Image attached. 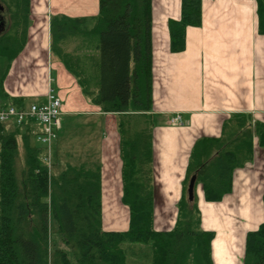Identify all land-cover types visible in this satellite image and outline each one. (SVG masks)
Wrapping results in <instances>:
<instances>
[{
	"label": "trees",
	"instance_id": "trees-1",
	"mask_svg": "<svg viewBox=\"0 0 264 264\" xmlns=\"http://www.w3.org/2000/svg\"><path fill=\"white\" fill-rule=\"evenodd\" d=\"M0 4V57L11 61L26 40L29 0H0ZM255 4L257 32L264 35V0ZM62 19L65 23L56 24L53 35L63 37L82 21ZM200 23L201 0H180L179 19L167 24L169 50L182 51L187 27ZM150 30L151 0H99L91 30L98 35V85H84L83 71L72 56L61 54L81 93L91 96V103L103 113L115 116L122 162L120 202L128 207L127 229H102L99 168L68 165L52 173L49 184L47 164L42 160L46 146L36 140L40 128L30 121L0 122V264H49V226L72 255L70 259L66 251L55 250L50 264H127V258L135 256L145 257L149 264H213L214 232L200 227L197 196L192 202L186 196L188 180L195 174V186L201 185L204 200L221 201L231 192L233 171L251 159L253 137L264 150V123L236 113L224 122L219 137L198 140L175 225L169 231L155 230L150 182ZM9 104L25 106L21 98H9ZM261 201L263 221L245 234L242 264H264V194Z\"/></svg>",
	"mask_w": 264,
	"mask_h": 264
},
{
	"label": "crops",
	"instance_id": "crops-1",
	"mask_svg": "<svg viewBox=\"0 0 264 264\" xmlns=\"http://www.w3.org/2000/svg\"><path fill=\"white\" fill-rule=\"evenodd\" d=\"M29 7L26 40L9 64L7 77L5 74L1 81L0 99L3 104H9V98H21L28 106L44 102L48 88L53 89L62 105L57 139L53 143L55 173L68 165L99 168L102 229L125 231L128 211L127 224L121 227V213H105L103 204L108 166L115 168L119 202L122 196V162L115 116L103 113L91 103V96L87 98L81 93L77 79L66 70L61 58L63 53L72 56L77 69L83 71L80 78L83 77L84 85H98L95 67L98 41L91 30L99 0H29ZM255 10V0H201L200 25L187 27L185 48L171 52L167 24L169 20L179 19L180 0H151L150 182L154 209L161 205L158 199H165V208L176 207L177 216L178 204L185 192L190 156L198 140L219 137L224 122L236 113L248 114L253 121L264 123V35L257 32ZM63 17L82 21L76 24V30L63 37L53 35L55 25L65 23ZM67 23L73 24L71 20ZM177 113L181 121L170 123V117ZM109 138L115 146L111 150ZM263 175L264 150L257 146V138L253 137L252 157L243 167L233 171L231 192L221 201L254 190L259 192L261 199ZM195 194L198 209L200 203L213 206L221 202L205 201L200 184ZM165 208L157 212L162 217L169 213ZM153 214L155 216L154 211ZM175 221L171 224L175 225ZM154 222L155 218V230L167 228L166 223L160 227V222L159 227H155ZM202 229L213 231L215 238L213 229L205 226ZM57 237L54 238L57 248H54L70 255V248ZM212 241L211 258L215 264ZM240 256L243 258V252ZM133 258L139 259L136 264H149L145 257ZM238 262L242 264L240 259Z\"/></svg>",
	"mask_w": 264,
	"mask_h": 264
},
{
	"label": "bare ground",
	"instance_id": "bare-ground-1",
	"mask_svg": "<svg viewBox=\"0 0 264 264\" xmlns=\"http://www.w3.org/2000/svg\"><path fill=\"white\" fill-rule=\"evenodd\" d=\"M111 138L108 148L114 149ZM115 168L108 166V180L105 182L103 204L105 213L115 211L121 213V227L127 224V211L117 197V182ZM238 202L230 204L223 202V206L213 207L200 203L205 228L215 231L212 241V255L215 264H237L238 256L243 252L244 236L247 230L255 229L263 220L261 200L258 191L241 194ZM121 207V208H120Z\"/></svg>",
	"mask_w": 264,
	"mask_h": 264
},
{
	"label": "built area",
	"instance_id": "built-area-1",
	"mask_svg": "<svg viewBox=\"0 0 264 264\" xmlns=\"http://www.w3.org/2000/svg\"><path fill=\"white\" fill-rule=\"evenodd\" d=\"M61 113L60 99L49 89L47 99L41 104H30L27 108H17L12 105L2 106L0 102V122L21 123L22 121H33L40 126L36 140L46 146L42 160L48 168L51 164L52 143L57 136L59 127V115ZM180 115L171 117V123H179Z\"/></svg>",
	"mask_w": 264,
	"mask_h": 264
},
{
	"label": "rangeland",
	"instance_id": "rangeland-1",
	"mask_svg": "<svg viewBox=\"0 0 264 264\" xmlns=\"http://www.w3.org/2000/svg\"><path fill=\"white\" fill-rule=\"evenodd\" d=\"M94 38H96L97 39V41H98V35L95 33V34H91ZM91 35H89V36H91ZM63 51V50H62ZM13 61L11 60V61H9L6 57H0V87H1V81H2V79H3V77H4V75L6 74V71H7V68H8V63H12ZM6 77H7V74H6ZM11 79V77H9V80ZM52 173H55V171H54V167H52V169H51V174L50 175H48V170H47V179H48V183L50 184V178H51V175H52ZM56 174V173H55ZM263 177H264V175H263ZM199 185V184H198ZM198 192H199V189H198ZM200 193V192H199ZM199 193H198V195H199ZM261 200V199H260ZM155 202V201H154ZM157 202H158V204H161V205H158V206H156V208L154 209V206H153V211L155 212V216H154V214H153V219L155 218V222H154V225H155V227H159V223L160 222H162V225L160 226V227H163L164 226V224L166 223V226L165 227H167V228H165V229H161V230H157V231H169V230H171V229H173V227H174V225H172L171 224V222H173L174 220H176V207H172V208H170V207H166L165 208V199H158L157 200ZM223 202H229L231 205L232 204H234V203H236V202H238V199H237V197H226V198H224L220 203H218V204H216V205H214L213 207H219V206H223L224 204H223ZM261 203H262V201H261ZM161 208H165V210L167 211V212H169L168 214H165L163 217H164V219H163V217L161 216L162 214L161 213H157V212H160L162 209ZM125 210L126 211H128L127 210V207H125ZM163 211V210H162ZM199 212H200V219H201V214H202V211H201V209H200V207H199ZM202 222L200 223V227L201 228H203L204 227V225H203V220H201ZM50 225V224H49ZM54 229V228H53ZM53 229L51 230V228H50V226H49V249H48V254H49V257H48V261H49V263H50V257L52 256V253L55 251V250H59V249H56L57 247L55 246V243H54V238L55 237H57L58 235H57V233H55L54 231H53ZM55 235V236H54ZM58 238V237H57ZM60 238V237H59ZM214 238V237H213ZM61 240V239H60ZM54 246L56 247V248H54ZM143 250H144V248H143ZM63 251H65V250H63ZM66 253H67V255L69 256V258L71 259V257H72V255L70 254L69 255V253L66 251ZM128 260H127V264H136V262H139L138 260L139 259H137V258H133V257H128L127 258ZM237 259H240V261L242 262V256H238V258ZM144 261L146 260V259H143ZM73 264H75L74 262H73ZM237 264H240L239 262H237Z\"/></svg>",
	"mask_w": 264,
	"mask_h": 264
},
{
	"label": "water",
	"instance_id": "water-1",
	"mask_svg": "<svg viewBox=\"0 0 264 264\" xmlns=\"http://www.w3.org/2000/svg\"><path fill=\"white\" fill-rule=\"evenodd\" d=\"M2 9L3 8L0 4V12L2 11ZM1 25H2V23H0V29H3V27H1ZM195 181H196V175L193 174L189 178L188 183H187V188H186L187 199L189 202H192L193 198H194Z\"/></svg>",
	"mask_w": 264,
	"mask_h": 264
}]
</instances>
